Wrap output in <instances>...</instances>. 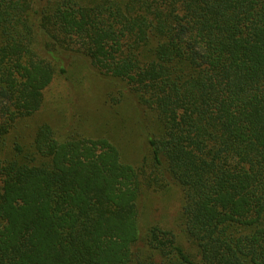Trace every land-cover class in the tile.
<instances>
[{"label": "trees", "instance_id": "trees-1", "mask_svg": "<svg viewBox=\"0 0 264 264\" xmlns=\"http://www.w3.org/2000/svg\"><path fill=\"white\" fill-rule=\"evenodd\" d=\"M85 61L154 120L150 159L48 124L0 155V264H264V0H0V146ZM175 185L183 247L141 199Z\"/></svg>", "mask_w": 264, "mask_h": 264}, {"label": "rangeland", "instance_id": "rangeland-1", "mask_svg": "<svg viewBox=\"0 0 264 264\" xmlns=\"http://www.w3.org/2000/svg\"><path fill=\"white\" fill-rule=\"evenodd\" d=\"M65 69V75L55 76L45 90L40 111L18 124L5 138L0 155L11 151L15 141L29 143L36 128L48 124L58 140L69 135L106 138L118 149L123 162L139 166L144 159L149 161L146 137L155 129L148 112H141L113 83L98 77L84 60L71 57ZM140 203L144 225L171 231L183 247H191L185 238L177 186L148 192Z\"/></svg>", "mask_w": 264, "mask_h": 264}]
</instances>
